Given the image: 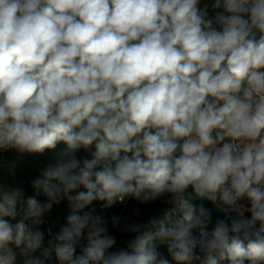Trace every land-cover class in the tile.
<instances>
[{"label": "clouds", "instance_id": "1", "mask_svg": "<svg viewBox=\"0 0 264 264\" xmlns=\"http://www.w3.org/2000/svg\"><path fill=\"white\" fill-rule=\"evenodd\" d=\"M200 4L0 0V152L64 144L36 195L0 185V264H264V0H213L211 18ZM126 198L178 207L143 234L112 216L133 234L113 250L108 220L83 210Z\"/></svg>", "mask_w": 264, "mask_h": 264}, {"label": "trees", "instance_id": "2", "mask_svg": "<svg viewBox=\"0 0 264 264\" xmlns=\"http://www.w3.org/2000/svg\"><path fill=\"white\" fill-rule=\"evenodd\" d=\"M212 2L213 0H201L200 4L201 7H203L205 3L209 4L208 15L210 18L214 16V11L211 8ZM63 148L64 144L60 143L56 149H46L43 153H18L15 150H8L1 153L0 185H3L5 188L22 189L25 199L29 196L36 195L35 189L32 186V182L41 176L44 168L47 165L53 163L52 157L55 152H58ZM77 155L78 157L89 156V158H91L90 155L83 150L78 152ZM83 190L85 189H83L81 186V188L77 189L76 191ZM73 195H75V192ZM36 198L42 202L46 200V197L43 195V193L37 195ZM104 203L105 202L102 201H94L92 205L83 211L95 209L94 214L102 215L108 220V234L115 237L116 240L113 250L126 247V241L132 239L133 234L123 231L122 224L116 228L112 227V216H120L122 220L124 217H129L130 221H135L136 223L142 225L140 234H143L144 232L157 231L159 225L158 223H154V221H159L163 217L166 210L175 209L178 207V205L175 203L165 204L162 200H157L155 202L142 205L132 198L125 200L123 203L118 202L108 208L103 207ZM137 208L140 209L139 216L134 215L133 210ZM71 211L72 209L69 202L64 199L58 204H53L52 209L42 217L43 223L38 227L44 233V246H47L48 241L59 232L62 226L66 225V217L71 213ZM176 215L178 216L179 213H176ZM51 223L56 224V227L53 230L49 228ZM205 226L208 231H211L214 227V223L211 221H205ZM86 243V239L81 238L80 243L77 245V254H80ZM162 247L166 249V247ZM159 250L162 251L161 246ZM46 264H58V262L56 261L55 257H53L52 261L46 262Z\"/></svg>", "mask_w": 264, "mask_h": 264}, {"label": "water", "instance_id": "3", "mask_svg": "<svg viewBox=\"0 0 264 264\" xmlns=\"http://www.w3.org/2000/svg\"><path fill=\"white\" fill-rule=\"evenodd\" d=\"M205 206L208 207V208H213V205H212V202L210 201H205ZM222 214L219 213L218 211H214L213 213V217H212V220H210L211 222H213L215 224V219L217 216H221Z\"/></svg>", "mask_w": 264, "mask_h": 264}, {"label": "rangeland", "instance_id": "4", "mask_svg": "<svg viewBox=\"0 0 264 264\" xmlns=\"http://www.w3.org/2000/svg\"><path fill=\"white\" fill-rule=\"evenodd\" d=\"M11 222H12V223H15L16 221H11ZM55 227H56V224H55V223H51V224L49 225V228H50L51 230H53ZM161 248H162V251H161V252H163L165 255H167V250L164 249L162 246H161Z\"/></svg>", "mask_w": 264, "mask_h": 264}, {"label": "built area", "instance_id": "5", "mask_svg": "<svg viewBox=\"0 0 264 264\" xmlns=\"http://www.w3.org/2000/svg\"><path fill=\"white\" fill-rule=\"evenodd\" d=\"M5 152V151H4ZM3 153V152H0V154ZM130 198H126L125 200H129Z\"/></svg>", "mask_w": 264, "mask_h": 264}]
</instances>
